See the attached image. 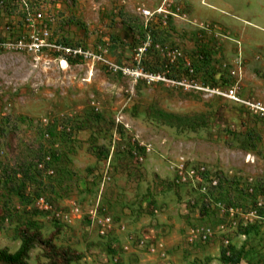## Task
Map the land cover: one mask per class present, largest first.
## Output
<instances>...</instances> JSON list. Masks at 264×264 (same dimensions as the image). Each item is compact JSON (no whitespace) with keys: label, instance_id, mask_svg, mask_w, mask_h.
<instances>
[{"label":"rangeland","instance_id":"obj_1","mask_svg":"<svg viewBox=\"0 0 264 264\" xmlns=\"http://www.w3.org/2000/svg\"><path fill=\"white\" fill-rule=\"evenodd\" d=\"M40 1L54 39L102 59L0 51V250L29 228L81 252L72 264H234L227 249L264 264V221L239 233L254 187L264 199V112L118 69L147 48L149 70L188 81L193 68L198 85L264 109V0ZM29 264H48L41 248Z\"/></svg>","mask_w":264,"mask_h":264},{"label":"built area","instance_id":"obj_2","mask_svg":"<svg viewBox=\"0 0 264 264\" xmlns=\"http://www.w3.org/2000/svg\"><path fill=\"white\" fill-rule=\"evenodd\" d=\"M42 2L43 1L40 0H13L11 13L8 21L6 22V25L9 24L10 27L4 29V32L0 34V51L8 50L35 55L50 51L54 53L56 59L59 60L61 65H63L64 62L67 66L69 65L70 60L90 59L95 61L102 59L98 54L86 50L82 45H71L66 41H62V39H54L47 25L50 22L51 17L44 12ZM4 5L5 2L2 1L0 3V15L4 14ZM19 30H21V34L15 35L16 32L19 33ZM146 50L147 48L141 49V53L137 55L134 66L128 69L118 67V69H121L122 72L129 73L138 79L146 78L149 82L164 81L176 86L196 88L198 90H209L214 94L242 103L254 110H261L264 112V109L259 106L260 104L241 100V98L238 97L237 87H234L227 92H222L218 88H204L198 85L194 80L196 73L193 68L189 69L188 77L190 80L188 81L184 78H171L165 73H154L146 70V61L143 57ZM40 168L44 170V163L41 164ZM205 176L206 172L204 173V171H199L197 174L194 169L192 170L191 179L193 181L197 179L205 182V180H207V177ZM177 181L180 182V180ZM218 182L219 178L215 179V181L213 180L212 185L210 184L211 186L209 187V190L213 191V189L217 188L219 185ZM203 190V192H207L206 189ZM252 191L253 190H250L251 193ZM36 201L41 210L48 211L52 209L50 203L45 199V197L42 196ZM258 205L260 208L264 207V199H262V203L258 201ZM228 213L231 214L232 210H229ZM248 213V215H251V217L254 218L253 220L248 218L251 222L249 224H254L255 221H264V215H260L257 211L249 210ZM108 222H110V219L106 221V223ZM192 233H195V236L197 235L199 238L204 240L209 238V233L207 231L205 232V230L203 232L193 230Z\"/></svg>","mask_w":264,"mask_h":264},{"label":"trees","instance_id":"obj_3","mask_svg":"<svg viewBox=\"0 0 264 264\" xmlns=\"http://www.w3.org/2000/svg\"><path fill=\"white\" fill-rule=\"evenodd\" d=\"M5 0H0V3ZM75 60H70L72 63ZM147 68V66H146ZM149 70V68H147ZM154 73H161L159 68L155 70H149ZM171 78H181L180 76H169ZM48 162V161H47ZM47 162L44 163V169L48 167ZM41 172L43 170H39ZM259 186L254 187L255 193H252V206L249 208L252 211H257L260 215H264L263 207L260 208L257 201V193L259 194ZM249 194V190L247 191ZM246 193V192H245ZM41 197V196H40ZM39 198V196H38ZM48 201V200H47ZM49 202V201H48ZM50 203V202H49ZM206 206L208 204H205ZM230 207H227L230 210ZM228 210V211H229ZM227 211V212H228ZM260 223V222H259ZM239 233L246 235V233L257 227V224H249L247 226H239ZM58 233V232H57ZM57 234H52L49 238H44L40 230H30L29 228H22L20 230L21 245L15 253H10L8 249L0 250V264H29L30 252L39 247L43 250V256L48 260V264H72L74 262L81 261L83 254L71 248L58 247L54 240ZM231 251V250H230ZM232 252V251H231ZM228 249L223 250V255L226 259L234 264L240 263L239 253L233 252L231 255H228ZM230 253V252H229Z\"/></svg>","mask_w":264,"mask_h":264},{"label":"bare ground","instance_id":"obj_4","mask_svg":"<svg viewBox=\"0 0 264 264\" xmlns=\"http://www.w3.org/2000/svg\"><path fill=\"white\" fill-rule=\"evenodd\" d=\"M146 15H153L154 13H152V12H149V11H145L144 12Z\"/></svg>","mask_w":264,"mask_h":264}]
</instances>
